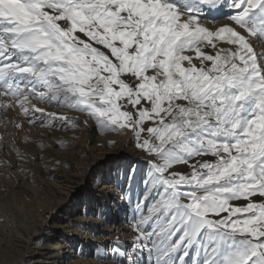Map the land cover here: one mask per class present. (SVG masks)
Instances as JSON below:
<instances>
[{"label":"snow or ice","instance_id":"6c2138e0","mask_svg":"<svg viewBox=\"0 0 264 264\" xmlns=\"http://www.w3.org/2000/svg\"><path fill=\"white\" fill-rule=\"evenodd\" d=\"M146 4L149 0L132 6L124 0H48L47 6L44 0H0V92L9 97L34 83L27 69L31 57L11 53L35 50L42 39L57 43L59 30L78 17L95 18L94 23L103 18L101 32L107 27L135 33L140 43L133 42L127 52L137 60L141 44L155 51L160 39L158 34L145 41L141 35L153 21L170 32L186 30L176 47L187 57L178 92H165L167 77L159 64H146L142 75L135 69L121 71L116 82L108 79L111 72L100 68L86 82L66 84L52 104L77 115L26 112L28 130L43 129L47 139L26 136L11 147L5 143L0 168L31 176L35 183L37 172L53 174L71 167L66 156L74 139L69 136L85 128L98 135L131 133L137 150L152 157L132 161L116 185L126 197L123 222L138 225L126 231H135L137 238L121 242L117 237L96 245L91 253L81 250V255L103 264H264V0H159L160 12L138 24V8ZM210 34L211 41L206 39ZM75 35L121 68L111 47L83 31ZM173 40L169 35L161 52ZM8 41L13 45L5 50ZM113 47L123 48L124 43L116 39ZM226 53L240 68H247L239 75L229 73L231 62L217 63ZM173 77L179 79V74ZM249 84L260 87L246 90ZM123 87L129 89L127 94L121 92ZM157 94L167 96L159 108ZM9 111L7 105L0 107V120L6 125L12 123ZM14 126L17 132L24 128L22 121ZM108 143L117 146L115 140ZM177 154L185 170L172 162ZM209 177L201 188L198 181ZM23 179H18V187ZM207 189L221 191L200 200Z\"/></svg>","mask_w":264,"mask_h":264},{"label":"bare ground","instance_id":"6f19581e","mask_svg":"<svg viewBox=\"0 0 264 264\" xmlns=\"http://www.w3.org/2000/svg\"><path fill=\"white\" fill-rule=\"evenodd\" d=\"M47 3L48 0H44L45 6ZM124 3L128 6L139 5L140 0H124ZM138 12L142 14L141 20L137 21L140 24L150 15H157L160 12L159 0H149V4L140 5ZM43 15L46 16L47 13ZM94 19L78 17L72 20L66 29L59 30L57 43L44 39L35 50L11 53L25 58L31 57L27 69L31 71L34 83L33 86L27 87V90L14 91L10 97L0 92V107L9 106L11 111L8 112V116L12 118L10 125L0 120V135H3L0 138V153H3L5 143L11 147L13 142L18 143L26 136H44L47 139L43 129L28 130L27 121L24 120L26 112L34 114L47 110L50 113L59 111L66 116L75 117L77 115L68 108L55 107L52 104L53 100L64 93L66 84L76 80L81 83L86 82L90 75H98L100 68L111 72L112 76L108 79L116 82L122 68L118 69L111 60H108L107 56L77 37L76 31H83L89 35L92 28L98 29L111 43L100 38L95 41L111 47L113 55L117 57L120 49L113 47V41L116 39L122 40L127 49L132 46L133 42L138 44L140 42L135 41V33L127 35L126 32L113 31L107 27L101 32L99 28L104 27L103 18L96 20L95 23ZM185 31L170 32L165 25L157 27L153 21L152 25L146 28L145 33L141 35L145 41H148L153 40L159 34L160 39L154 45L155 51L147 43L141 44L142 51H139L140 59L138 60L141 62L140 67L133 61L132 68L128 67L127 71L135 69L138 74L142 75L146 64L147 66L159 64L164 67L167 77L165 92H178L181 82L185 79L186 70L183 69L182 62L187 57L176 45ZM169 35H174L175 40L168 43L161 52L160 46L167 42ZM212 35L214 34H210L206 39L211 41ZM12 45L13 41H8L3 47L7 50ZM202 47H207V45H202ZM241 51L242 48L232 50L233 54ZM149 52H152L150 57ZM197 54L199 55L200 52L198 51ZM161 55L163 59H159ZM130 57L135 59L136 56ZM225 59L232 63L228 72L234 75L241 74L248 66L245 64L244 68H240L232 56L227 53L224 57H218L217 63L220 64ZM173 60H175L174 64L171 63ZM105 61H107L106 64ZM189 64L191 66V61ZM174 73L179 74V79H174ZM101 79L104 78L101 77ZM145 80L147 81L148 77H145ZM150 87L155 88V85L152 84ZM258 87H260L259 84H249L246 90H255ZM128 91L127 87L121 89L124 94ZM166 98L167 96L161 97L157 94L156 107L159 108L161 100ZM17 121H22L24 124V128L19 132L14 126ZM89 123L91 124V121ZM130 136L131 133L98 135L91 128H85L79 134L68 137L74 139L73 146L67 150L66 156L71 167H62L53 174L44 173L42 175L37 172L35 183L31 182V176L0 168V264H103L98 259H89L86 255H81V251L74 246L75 240H79L80 244L88 247L86 251H83L85 254L91 253L96 245L114 241L117 237L121 242L135 240L136 232L126 230L138 225H134L131 221L123 222V199L126 197L122 196L121 189L116 186L122 179L114 180L112 171L113 176L118 177L117 167L123 166V172H126L132 161L138 158L152 159V157L145 156L143 151H138L130 140ZM109 140H115L117 146H112L108 143ZM182 160L183 158H179L177 161L181 167H183ZM104 163H106V174H103ZM5 173L13 178L8 179L4 176ZM22 176L24 177L23 182L18 187L17 181ZM211 179L209 177L198 183L201 188H204ZM219 191L221 190L207 189L200 200L212 192ZM116 193H119L118 199L115 197ZM196 195L197 192H194L193 196ZM81 198L88 199L87 203L91 200L87 204L88 209L84 210L85 214L77 213L75 210ZM94 207L100 209L99 216L92 215ZM109 209H111L110 212ZM58 213H64L66 217L59 216ZM52 214L55 215L54 218ZM58 233V239L55 240L53 237ZM110 264H115V262H110Z\"/></svg>","mask_w":264,"mask_h":264},{"label":"rangeland","instance_id":"374dc122","mask_svg":"<svg viewBox=\"0 0 264 264\" xmlns=\"http://www.w3.org/2000/svg\"><path fill=\"white\" fill-rule=\"evenodd\" d=\"M95 30V31H94ZM95 35V36H94ZM102 35V36H101ZM89 37H90V39H92V40H97V39H103V41H107V42H109V43H111V41H109L107 38H105L104 36H103V34L102 33H100L99 31H98V29H95V28H92L91 29V33L88 35ZM42 40H44V39H42ZM90 45H92L91 43H89ZM118 49V48H117ZM120 49V52L118 53V58L121 60V68H122V71H127V68L129 67V62L131 61V62H133V61H135V64L137 65V66H139L140 67V64H141V62L140 61H138L137 59H136V57H135V59L134 58H131L129 55H128V52H127V48L125 47V45H124V47L123 48H119ZM67 56H69V55H67ZM61 57H65V55L64 56H62L61 55ZM237 75V74H236ZM145 147H151V145L149 144V145H145ZM179 158H182V157H180L178 154H177V156L175 157V158H173V160H172V162L173 163H177V161H178V159ZM104 162V161H103ZM123 166H119V167H117V172L116 173H118V177H120L119 179H118V177H114L113 175H114V172L112 171V177H113V179L114 180H116V179H118V180H121V179H123V177H122V173H123V176H124V174H125V171L123 172V168H122ZM180 170H185L183 167H181V169ZM103 174H106L107 173V169H106V163H104V165H103ZM186 182V181H185ZM120 183V182H119ZM215 190V189H214ZM119 193H116L115 194V197H116V199H118V195ZM87 200L88 199H85V198H81V200H80V202H79V204L76 206V209L75 210H77V213H80V212H84V210H87L88 209V205L87 204H89V202H91V200L90 201H88V203H87ZM76 213V214H77ZM100 209L99 208H95L94 207V209L92 210V215H97V216H99L100 214ZM58 215L59 216H63V217H66V215L64 214V213H61V214H59L58 213ZM151 215V214H150ZM53 218L55 217V215H51ZM53 221H54V219H53ZM55 237H53L55 240L56 239H58V236H59V233L57 234V235H54ZM74 246H75V248H77V249H79V251H86L87 250V248L88 247H86V245H84V244H80L79 243V240H75V243H74ZM71 249H69V251H70ZM73 250H75V249H73ZM76 251V250H75Z\"/></svg>","mask_w":264,"mask_h":264}]
</instances>
